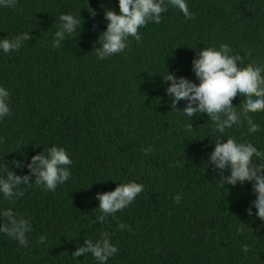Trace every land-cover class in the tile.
<instances>
[{
	"label": "trees",
	"instance_id": "16d2710c",
	"mask_svg": "<svg viewBox=\"0 0 264 264\" xmlns=\"http://www.w3.org/2000/svg\"><path fill=\"white\" fill-rule=\"evenodd\" d=\"M187 3L194 19L169 8L159 24L139 29L140 41L130 37L124 52L104 60L96 58L97 39L106 29L104 10L118 13L117 0H17L0 7V38L32 37L19 51L0 52V86L9 90L11 108L0 121V161L26 165L52 145L72 160L70 180L54 192L33 185L15 202L0 198V210L11 207L32 223L27 247L0 234V264H98L90 254L71 256L105 231L119 249L107 264H264V223L246 214L255 198L251 184L221 186L206 166L217 137L207 114L189 121L172 111L162 82L168 71L198 83L191 71L196 51L223 43L244 58L240 67L264 62V0ZM66 13L80 15L82 31L55 49ZM251 115L261 126L257 133L245 136L243 124L228 136L264 150V113ZM191 122L194 131L186 134ZM131 181L143 191L98 222L95 195Z\"/></svg>",
	"mask_w": 264,
	"mask_h": 264
},
{
	"label": "clouds",
	"instance_id": "9594fccd",
	"mask_svg": "<svg viewBox=\"0 0 264 264\" xmlns=\"http://www.w3.org/2000/svg\"><path fill=\"white\" fill-rule=\"evenodd\" d=\"M16 2L17 0H0V7H14ZM117 6L118 13L115 9L104 10V20L107 23L106 29L97 39L99 47L95 49V54L98 60L124 52L130 37L140 41L139 29L149 22L159 24L162 14L169 8L179 10L185 19L195 18L187 0H117ZM86 9L90 16L97 15L90 7L87 6ZM81 31L82 20L79 14L60 15L52 47L59 49L66 39H76ZM30 39L32 37L29 32L11 39L0 38V52L8 54L19 51ZM232 52L227 43L220 44L218 48L204 47L196 51V58L191 64V71L198 83L168 71L162 82L167 84L165 94L170 98L169 106L172 111L189 121L207 114L208 122L217 137L210 140V144L214 142V148L207 157L206 166H210L218 174L222 187L251 184L255 198L246 209V214L264 223V150L248 139L228 136L230 131L240 129L243 124L247 125L245 136L260 130V124L255 122L251 114L264 113V62L253 61L246 67H240L244 58ZM237 96L243 100L239 107L233 103ZM180 101H185L182 111L176 107ZM10 113V92L0 86V121ZM184 131L186 134L193 133L192 122L184 125ZM143 151L148 155L152 148L149 146ZM13 161L11 167L4 160L0 161V198L9 202L22 198L25 191L33 185L44 191L54 192L71 178L72 160L63 147L52 145L33 155L26 165ZM21 167L28 169L27 174L18 175L10 170ZM117 185L114 190L97 193L94 197L99 202L96 209L100 212L97 217L100 223L127 208L144 188L143 184L135 181ZM174 200L179 204L181 196L176 195ZM118 227L123 229L126 226L120 224ZM31 231V219L26 215L18 214L11 207L0 210V234L17 241L23 248L29 245ZM46 239V235H41L39 243L45 244ZM249 250V246L245 244L243 251ZM118 251V246L111 242V235L105 231L95 241L85 240L83 246L76 247L71 257L76 260V257L90 254L98 264H107Z\"/></svg>",
	"mask_w": 264,
	"mask_h": 264
}]
</instances>
